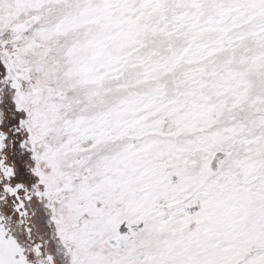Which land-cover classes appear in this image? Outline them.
I'll list each match as a JSON object with an SVG mask.
<instances>
[{"label":"snow or ice","instance_id":"6c2138e0","mask_svg":"<svg viewBox=\"0 0 264 264\" xmlns=\"http://www.w3.org/2000/svg\"><path fill=\"white\" fill-rule=\"evenodd\" d=\"M0 264H264V0H0Z\"/></svg>","mask_w":264,"mask_h":264}]
</instances>
